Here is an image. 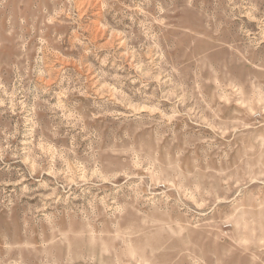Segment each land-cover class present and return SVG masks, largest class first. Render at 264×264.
<instances>
[{
    "label": "rangeland",
    "instance_id": "obj_1",
    "mask_svg": "<svg viewBox=\"0 0 264 264\" xmlns=\"http://www.w3.org/2000/svg\"><path fill=\"white\" fill-rule=\"evenodd\" d=\"M0 264H264V0H0Z\"/></svg>",
    "mask_w": 264,
    "mask_h": 264
}]
</instances>
